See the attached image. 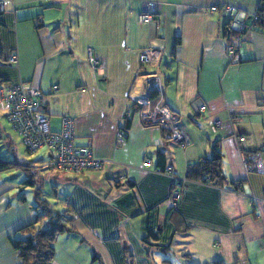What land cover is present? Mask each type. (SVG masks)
<instances>
[{"label":"crops","instance_id":"1","mask_svg":"<svg viewBox=\"0 0 264 264\" xmlns=\"http://www.w3.org/2000/svg\"><path fill=\"white\" fill-rule=\"evenodd\" d=\"M259 4L0 0L1 84L39 88L50 128L58 131L63 116L73 117L75 144L108 160L100 170L70 172L42 166L44 149L22 158L0 114V163L11 165L0 167V264H19L12 241L23 228L47 225L45 217L36 221L40 200L72 217L73 230L56 235L50 264H264V22L244 32L236 60L225 53L232 37L226 6L240 10L248 25ZM140 12L155 21L138 22ZM147 46L160 50L153 67L138 60ZM149 76L158 78L159 91L149 89ZM137 95L149 105L135 103ZM196 98L206 104L199 115L190 107ZM159 106L178 114L185 148L142 121L139 112ZM215 144L222 172L238 190L186 179ZM243 157L262 170L246 171ZM166 166L184 180L174 183Z\"/></svg>","mask_w":264,"mask_h":264},{"label":"built area","instance_id":"2","mask_svg":"<svg viewBox=\"0 0 264 264\" xmlns=\"http://www.w3.org/2000/svg\"><path fill=\"white\" fill-rule=\"evenodd\" d=\"M210 10L214 11L216 7L212 6ZM226 10L230 15L227 33L228 36L232 35V37H228L230 39L225 45V53L231 60H236L237 50L244 32L256 26L259 16L255 13L249 24L246 25L243 21L244 16L239 17L240 10L234 6H226ZM136 19L141 23L155 21L154 15L150 12H140L137 14ZM159 55L160 50L158 48L147 46L140 51L138 60L144 67H153L157 64ZM88 58L93 66L97 65L91 51L88 53ZM9 60L15 61L16 56H11ZM147 84L151 90L159 91L161 88V83L156 76H149ZM56 90L57 86L51 87L52 92ZM132 99L139 105H149V99L144 95H137ZM45 100L46 93L29 83L0 84V110L30 153L40 149L47 151L48 158L42 166L70 172L100 170L108 160L96 158L89 147L75 144V120L73 117L63 116L61 118V129L58 131L50 128L49 115L44 108ZM259 103L264 104V99H261ZM190 107L195 115L206 111V104L198 98L191 102ZM139 113L143 122H152L163 129L165 139L171 143L180 145L183 148L188 145V137L180 126L178 114L167 106H159ZM129 115L127 112L126 116ZM211 127L214 129L220 127V122L212 120ZM116 139L118 143L125 140L123 129L118 130ZM242 163L246 171L251 169L262 170L258 163L248 164L246 157L242 158ZM142 165L143 167H149L150 160H145ZM157 172H160V170H157ZM163 173L169 174L174 179V183L184 180L171 175L172 168L170 166H166ZM178 197V191L173 190L169 197L171 207L177 205Z\"/></svg>","mask_w":264,"mask_h":264},{"label":"trees","instance_id":"3","mask_svg":"<svg viewBox=\"0 0 264 264\" xmlns=\"http://www.w3.org/2000/svg\"><path fill=\"white\" fill-rule=\"evenodd\" d=\"M256 14L259 16L257 23H263L264 0H260ZM2 81L3 79L0 78V84ZM128 126L129 121H126L125 127ZM161 158L162 154L160 153L158 154V159ZM221 161L222 154L220 153L217 144H215L209 157L203 158L188 169L186 179L205 182L219 187L224 185L233 186L235 190H238L239 186H236L235 182L227 180L223 174ZM10 166L9 163H0V167L8 168ZM35 209H41L40 214L36 215V221L45 217L47 219V225L44 228L37 227L34 230L29 229L28 227L23 228L21 231L22 235L13 239V246L18 251L20 258L19 264H50L54 256L53 243L56 235L62 231L73 230L70 225L72 217L51 209L46 201L40 200V204L35 206ZM212 264L221 263L215 262Z\"/></svg>","mask_w":264,"mask_h":264},{"label":"rangeland","instance_id":"4","mask_svg":"<svg viewBox=\"0 0 264 264\" xmlns=\"http://www.w3.org/2000/svg\"><path fill=\"white\" fill-rule=\"evenodd\" d=\"M0 114L4 117V113L1 110H0ZM4 120H5V122H6L7 126H8L9 131L12 133V135H13V137L15 139V144H16V147L18 148V152L21 155V157L22 158H26V159L31 158V156H33L36 152L30 153L26 149L25 145L22 143V141H21L20 137L17 135V133L11 128L10 124L7 122L5 117H4ZM11 169L15 170V172L17 171V168L15 166H12ZM35 228H37V227H35Z\"/></svg>","mask_w":264,"mask_h":264}]
</instances>
